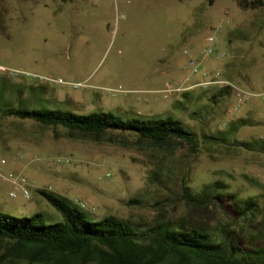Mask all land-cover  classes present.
<instances>
[{
  "label": "rangeland",
  "instance_id": "rangeland-1",
  "mask_svg": "<svg viewBox=\"0 0 264 264\" xmlns=\"http://www.w3.org/2000/svg\"><path fill=\"white\" fill-rule=\"evenodd\" d=\"M253 1L215 0L211 6L209 0H0V67L7 70L0 72V91L9 89V106L111 112L124 120L173 118L198 139L193 153L188 145L161 150L135 144L130 134L95 140L0 113V213H41L47 224L61 222L38 193L47 190L84 205L93 221L115 216L142 230L159 219L172 225L199 220L217 240L227 227L239 248L257 250L264 154L242 148L264 141V0L247 5ZM118 15L126 18L116 27ZM210 37L216 38V54L201 72L219 73L262 97L237 111L229 86L163 97L174 80L184 81L189 61L209 47ZM204 79L210 76H193L189 84ZM225 88L232 94L213 101ZM229 118L245 125L229 135ZM183 182L197 198L219 182L239 199H252L258 210L250 220H230L221 205L190 207L182 198Z\"/></svg>",
  "mask_w": 264,
  "mask_h": 264
},
{
  "label": "trees",
  "instance_id": "trees-1",
  "mask_svg": "<svg viewBox=\"0 0 264 264\" xmlns=\"http://www.w3.org/2000/svg\"><path fill=\"white\" fill-rule=\"evenodd\" d=\"M214 1L209 0V4L212 6ZM260 3L256 0L247 5L253 7ZM8 91H0V97L5 99L0 101V113L8 117L62 127L73 136L95 140L109 133H122L134 135L135 144L148 143L161 150L188 145L193 153L198 148L195 133L173 118L124 120L111 112L78 115L64 110L15 108L9 106ZM231 94V88L220 89L212 100ZM243 125V119L232 121L227 133L233 135ZM211 140L225 142L222 138ZM242 145L249 152L264 154L263 140L258 146ZM38 193L61 214L62 221L47 224L41 213L22 218L0 213V264H264V220L258 230L263 235L259 248L241 249L236 239L228 237L227 227L223 228V240L214 238L209 224L199 220L182 219L180 224L172 225L159 219L140 230L115 216L93 221L82 206L72 205L47 190H38ZM204 193L197 198L187 183L182 184V198L190 207L221 205L230 220L233 215L250 220L258 210L252 199H239L236 194L226 192V187L219 182L207 185Z\"/></svg>",
  "mask_w": 264,
  "mask_h": 264
},
{
  "label": "built area",
  "instance_id": "built-area-1",
  "mask_svg": "<svg viewBox=\"0 0 264 264\" xmlns=\"http://www.w3.org/2000/svg\"><path fill=\"white\" fill-rule=\"evenodd\" d=\"M129 3V1H128ZM125 15H118L116 18V23L115 26L117 27L119 22L121 20H125ZM209 42V47L205 49L204 51L200 52V55L196 59H191L188 63V67L190 70V73L186 76L184 81L182 83H178L177 85H174L173 87L166 88L165 90L161 91L163 94L164 98H168L174 94H179L181 92L189 91V90H194L196 88H202V89H207L211 85H216V86H229L233 89L234 91V96L236 99V105L234 107V111H237L240 109L243 105H245L250 99L252 98H260L262 97L261 94L259 93H251L246 91L245 89L234 85L224 79H220V74L219 73H211L208 74V72H201L202 71V65L210 59L212 56L216 54V38L215 37H210L208 39ZM222 59L225 58V54L222 53L221 57ZM0 72L4 73L7 72V70L4 67H0ZM199 74L202 75L203 78H208L210 76L209 80H202L200 82L196 83H191L189 82L192 81L193 76H198ZM113 92H118V91H113ZM264 95V94H263ZM21 191L23 193V196L26 199L30 198V192L28 189L25 187L24 182L22 180V183L19 184ZM12 197H15V194L11 195ZM84 208V205H82Z\"/></svg>",
  "mask_w": 264,
  "mask_h": 264
},
{
  "label": "crops",
  "instance_id": "crops-1",
  "mask_svg": "<svg viewBox=\"0 0 264 264\" xmlns=\"http://www.w3.org/2000/svg\"><path fill=\"white\" fill-rule=\"evenodd\" d=\"M174 82V85H177L178 83H180V81H177V80H174L173 81ZM234 94V93H233ZM235 97V96H234ZM236 105V104H235ZM239 119V118H238ZM225 121L226 122H228V119H225ZM229 121H230V123L232 122V121H235L233 118H229Z\"/></svg>",
  "mask_w": 264,
  "mask_h": 264
}]
</instances>
